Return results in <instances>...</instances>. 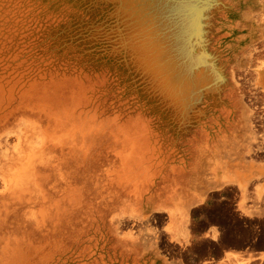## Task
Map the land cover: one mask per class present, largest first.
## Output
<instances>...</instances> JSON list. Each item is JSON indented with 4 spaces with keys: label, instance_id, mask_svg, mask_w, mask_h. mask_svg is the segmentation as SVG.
Masks as SVG:
<instances>
[{
    "label": "bare ground",
    "instance_id": "bare-ground-1",
    "mask_svg": "<svg viewBox=\"0 0 264 264\" xmlns=\"http://www.w3.org/2000/svg\"><path fill=\"white\" fill-rule=\"evenodd\" d=\"M91 4L0 0V264H184L227 184L263 226L264 0Z\"/></svg>",
    "mask_w": 264,
    "mask_h": 264
},
{
    "label": "rangeland",
    "instance_id": "rangeland-1",
    "mask_svg": "<svg viewBox=\"0 0 264 264\" xmlns=\"http://www.w3.org/2000/svg\"><path fill=\"white\" fill-rule=\"evenodd\" d=\"M109 3L110 0H92L91 6H96L99 8L97 10L99 12H92L94 19L101 18V21H109L110 23H114L116 20L121 21L123 19H119L118 16L111 14L109 11ZM100 15L102 16L100 17ZM176 23L177 25H180V27L184 26L182 19L177 18ZM251 107L253 106L251 105ZM258 107L260 108L261 106L260 102L257 101L253 108L258 109ZM257 130L262 131V126L259 125ZM260 153L261 156L259 158H262L261 163L264 164V150H262ZM227 185L223 186V190L221 188H211L208 191V193H210L208 199H204L203 202L195 205L196 229L194 234H196V236L198 235L199 237H197L200 239H197L193 252L188 255L187 258H185L184 264H219L224 260L223 256L227 251L240 252L242 255L252 254V256L255 254V256H258V254L261 252L264 253V225H250L245 219L238 217L235 207L242 201V199L236 190L235 185ZM249 203V200H245L244 205L249 206ZM166 225H168V223L164 215L159 216L150 225L149 233H161L166 229ZM213 230L219 237V239L215 240L216 242L211 241L212 236L210 234L211 232L213 234ZM205 233H208L207 237L202 238ZM164 235L165 234L159 238L158 244L163 250L166 249L168 254L170 253L168 262H171L172 264H178L180 259L178 257L179 249L176 247L171 250L169 248L167 249L166 246L168 239H166V235Z\"/></svg>",
    "mask_w": 264,
    "mask_h": 264
}]
</instances>
